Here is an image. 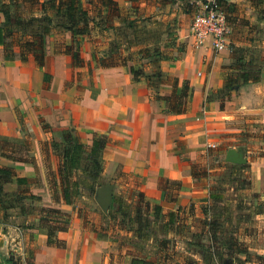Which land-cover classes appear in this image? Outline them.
Segmentation results:
<instances>
[{
    "label": "crops",
    "instance_id": "1",
    "mask_svg": "<svg viewBox=\"0 0 264 264\" xmlns=\"http://www.w3.org/2000/svg\"><path fill=\"white\" fill-rule=\"evenodd\" d=\"M115 1L126 11L138 6V14H151L150 20L159 21L165 10L169 12L177 4L161 6L153 0L152 6L150 0ZM198 1L195 0L196 6ZM227 1L237 5L249 25L239 28L235 24L221 49L213 47L210 37L195 47L190 27L184 26L178 37L184 42L180 55L156 63L165 74L178 78V93L183 81L188 82L187 104L181 113L166 112L165 101L155 96V91L168 96L170 86L155 89L143 78L133 79L129 70L132 62L126 66L96 65L91 58L96 39L106 38L107 33L106 40L115 39L112 30L96 29L83 37V63L77 67L69 55L53 51L54 43L71 42L69 32L56 31L48 37L46 60L41 67L32 57L22 62L17 52L5 56L0 47V138L19 145L13 152L0 151V165L13 168L16 177L27 180L26 185L15 179L3 185V191L10 195L5 198L7 207L0 212V264H129L133 256H146L154 264H165L157 262L155 240L163 236L189 240L195 230L192 219L203 217L200 207L210 201V190L216 187L210 186L211 173L194 177L191 167L208 151L206 156L212 163L222 164L207 170L218 174L227 164H233L224 160L227 148L237 146L244 149L246 167L242 170L248 174L249 185L241 188L235 182L221 184L219 189L232 192L234 198H222L228 208L220 219H227L230 211L236 218L249 215L264 235V2ZM141 61L148 60H138ZM151 71L148 68L145 73ZM242 72L250 80L231 90L221 108L222 93L218 91L224 87L226 77ZM42 123L48 124L49 130L42 129ZM69 128H74L85 143L91 142L94 133L108 137L102 174L111 173L117 166L136 175L144 198L163 207L164 227L156 225L152 236L142 242L133 231L124 235L117 226L115 231L108 228L102 234L85 219L80 205L82 193L73 204L52 198L48 173L56 171L58 157L50 147V138L52 131ZM23 131L32 140V160L20 146L24 142ZM172 186L175 189L170 190ZM18 193L38 198L16 202ZM239 195L244 196V204L235 198ZM41 206L59 209L66 215L65 219L50 218L59 227L68 219L66 229L55 230L58 244L47 243V228L39 224L36 210ZM170 211L177 212L179 220L167 229ZM115 232L123 234L122 239L112 234ZM184 233L190 235L186 237ZM182 248L179 252H186ZM12 254L15 261L10 259ZM197 259V264H201Z\"/></svg>",
    "mask_w": 264,
    "mask_h": 264
},
{
    "label": "trees",
    "instance_id": "2",
    "mask_svg": "<svg viewBox=\"0 0 264 264\" xmlns=\"http://www.w3.org/2000/svg\"><path fill=\"white\" fill-rule=\"evenodd\" d=\"M129 1L138 2L141 0ZM175 2L176 0H157V3L161 6ZM218 3L225 14V22L230 28L235 29V24L239 23L249 25L245 19L238 21L239 23L236 22L238 20V7L235 3L227 0H218ZM189 4L193 3L183 2L184 12L187 11ZM138 10V6H132L130 10L126 11L115 0H86L85 2L83 0H0V14L2 16L0 22V47H2L5 56H14L17 52L22 62L32 57L34 62L41 67L44 66L46 60L48 37L56 31L69 32L71 42H56L53 44V51L69 55L73 66L77 67L83 63V59L80 56V45L83 37L90 35L96 29L102 32L112 30L116 38L108 41L110 42V47L102 53L101 57L96 55L95 46L92 49L91 58L97 66H126L129 61L142 59H154V62L156 61L155 63H157L159 60L166 59L167 57L162 51L152 50L150 45L138 47L133 51L130 50L127 54L120 51V45L124 42V40L120 41V32L124 27L129 29L133 27L135 20L140 18ZM250 28L254 29L251 26ZM105 36L108 38V33ZM154 67L155 71L152 70L151 73H145L143 67H136L135 64L130 65L129 70L135 81L140 80L142 77L151 88L156 89L161 85H169L172 88L171 93L168 96H162L157 93L156 98L165 101L166 112H183L187 104L188 82L183 81L178 93V78L165 74L157 64ZM89 70H91L90 67ZM248 80L250 78L247 77L245 72L236 76L233 73L228 75L224 87L218 91V93H222L219 99L220 107H223V102L225 98L229 97L231 90L236 89L237 86ZM42 129L49 130V125L42 123ZM107 142L108 137L104 134L94 133L91 142L85 143L74 128L52 131L50 147L58 157V164L56 171H50L48 177L50 193L55 201L62 199L66 204H73L81 194L83 186L95 189L102 184L101 175L105 163L103 153ZM226 167L228 172L230 170L235 172L244 169L246 166L227 164ZM205 174L206 172L197 174L192 167V175L194 177ZM232 174L227 173V181L221 180L220 185L210 190V200L217 202L223 198L222 190H220L221 184L237 183L239 181ZM13 179L18 184L26 185L27 183L25 178L16 177L13 168L0 165V212L7 207L5 198L10 195L3 191V185ZM167 183L175 184L173 181H167ZM246 184L249 185V182H246ZM24 190L26 189L24 188ZM24 198L36 199L38 197L33 194L23 195L18 193L15 200L16 202H21ZM203 208H205V205ZM36 210L40 215L39 224L47 228V243L56 244V239H54L55 230L66 229L68 219L66 218L61 227L51 223L49 220L52 218V214L66 215L62 214L59 209L51 207L41 206L36 207ZM221 213L214 211V213L208 215L206 210L202 209L203 217L199 218L202 227L194 231L190 239L185 241L186 252L170 249L173 239L164 236L158 237L155 240L157 262L165 264H197L198 256L206 264H214V257L216 256L223 261L225 259L233 260L234 256L238 254L249 255L247 247L238 239L234 231H230L226 237L218 235L217 230L221 228L220 225L225 220L220 219ZM101 214L106 220L112 222L109 228L115 231L114 227L117 226L118 230H131L134 232L136 239L141 242L152 236V230L156 228V222L163 219L164 216L162 207L157 203L151 204L149 200L144 198L140 190H138V198L131 204L128 203L126 205L121 197L113 195L108 213L102 212ZM167 217L166 224L168 226L166 228L171 229L174 223L179 220V217L175 211L168 212ZM246 218L250 219V216L244 214L237 216V220ZM164 226V222L161 223V226L157 225L158 228ZM119 234V232L113 233L116 236ZM203 237H206L207 242L203 241ZM139 241L137 242L140 243ZM217 244L224 248L225 253L220 254L217 252ZM154 263L155 261L146 256H133L129 261V264ZM238 264L246 263L242 261Z\"/></svg>",
    "mask_w": 264,
    "mask_h": 264
},
{
    "label": "rangeland",
    "instance_id": "3",
    "mask_svg": "<svg viewBox=\"0 0 264 264\" xmlns=\"http://www.w3.org/2000/svg\"><path fill=\"white\" fill-rule=\"evenodd\" d=\"M150 1H151L150 4L153 6V0ZM176 2L177 4L173 5V7H171L169 12L165 10L162 13L164 15V18H160L161 19L160 21L157 19L150 20L149 18L152 17L151 14L150 15L139 14L138 16L140 18L138 20H135V23L132 28L130 29L126 27L122 28L120 32V41L124 40V42L123 44L120 45L121 46L120 51L124 54H127L130 50L133 51L136 50L138 47L148 46V44L152 43L150 45L152 50L162 51L168 59H173L174 57H178L180 55V52L184 48V42L178 41V37L180 36L179 30H181V28L184 26H188V29L189 27L191 28L194 15L197 11V6H196V2L194 3V0H189V1L176 0ZM183 2L193 3V4H189V6L187 7V11L186 12L183 11L184 13L181 12L179 9L181 3ZM172 9H173V13L171 14L170 12L172 11ZM237 19H238L236 20L237 23H239L240 20L244 19L242 18L239 12H237ZM238 25H239L238 27L240 28L244 24L239 23ZM190 34H191V29H190ZM104 38L105 37L96 39V44H94L96 55L98 57H101L102 53H104V51H106L110 47L109 45L110 42H108L106 38L104 40ZM147 60L148 61H143V62L142 61L138 62V60L129 61V62L135 64L136 67H143L144 71H146L148 68H151V70L155 71L154 65H156L155 63L156 61L154 62V59H150V60L147 59ZM127 65H129V63H127ZM48 79L49 78L46 77V80ZM155 92L158 93V91ZM157 93H155V96ZM23 134H24V138H23L24 142H22L20 146L23 148V150L28 151L26 153L27 157L29 156L28 159H31L33 158L31 154V150L33 148L32 140L30 135L27 134L25 131H23ZM16 148L18 149L19 145L17 146L15 142H11L5 140L4 138H0V151L6 150L13 152ZM209 148L213 149V147L211 146H209ZM206 152H204L205 154H202L203 156L202 160L194 164L192 167L193 169H195L197 174H202L203 172L212 174V176H210L213 177L210 186L217 187L218 185H220L221 180L227 181L226 179L227 173H231V174L234 173L232 175H235L234 177L238 178L239 181L236 183L237 187L243 188L246 186V182H248V174L246 173V170H239L235 172H233V170H230V172H228V169L226 167L224 170L218 172V174H216L217 173L216 171L214 172L208 171L207 169L211 168L213 165L217 164L218 166H220L222 162L212 163V159L206 156L207 155ZM101 182H102L101 185L112 183L114 185V191L116 196L121 197L125 205L128 203L131 204L133 201H135L138 198L137 186H138L139 178L136 175L123 172L117 166L113 168L111 173H106L105 175L102 174ZM95 189H91L86 186H83L81 188V193L85 198L80 197L81 200L80 199L79 200L86 221L92 223V226L98 228V230L103 234V230L109 228L112 222H109V220H106L102 216L101 214L102 210L100 209V207L98 206L97 202L94 199ZM172 189H175L174 186L170 188V190ZM172 193L174 194V192ZM242 193L243 191L240 194ZM222 194L224 199L234 198L232 192L230 191L227 192L223 191ZM235 198H237V200L240 201L241 203L243 204L245 203L244 196L239 195ZM150 203L152 204L153 202L150 201ZM204 205L205 208H203ZM204 205L200 207L201 213L203 209L206 210L208 215L214 213V211L216 213L224 212V209L228 208L226 204H224L223 199H220L217 202H213L212 200H210L208 203ZM51 216L57 218L59 217L61 219L64 218L63 216H59L55 214H52ZM192 220L193 222L191 223L195 225L194 231H197L202 227L201 223L199 222V218ZM60 222L63 223V221ZM161 223H163L162 219L158 220L156 222V225L161 226ZM190 224L188 226H190ZM220 227L221 228L217 230L218 235H221L222 237H226L230 231H234L235 235L238 236V239L245 244L249 253V255L246 254H238L237 256L235 255L234 259L232 260V264H238L241 263L242 261L243 262L245 261L246 264H264V252L262 253L260 252L262 249L264 250V235L260 230L259 226H257V221L250 220L247 218L242 220L241 219L237 220V218L234 215V212L232 213L230 211L228 214V218L227 219L225 218V220L220 225ZM123 232L124 235H128L127 233L130 232V230L128 231L126 229H123L122 233ZM186 233H188V231H186ZM121 235L124 236L123 234ZM121 235L119 234L117 237L121 238L122 237ZM183 235L188 237L190 234L184 233ZM245 235L250 236V238H246ZM203 241L207 242L206 237H203ZM217 246H218L217 247L218 253L220 254L225 253L224 248L220 244H217ZM182 247L184 249L186 248L185 240L180 241V239L177 238V239H173V244L170 249L174 251H180ZM257 247L258 249L260 248L259 251L254 250V248ZM219 259L221 258H219L218 256L214 257V264H220L222 260ZM199 263L206 264L201 259H199Z\"/></svg>",
    "mask_w": 264,
    "mask_h": 264
},
{
    "label": "built area",
    "instance_id": "4",
    "mask_svg": "<svg viewBox=\"0 0 264 264\" xmlns=\"http://www.w3.org/2000/svg\"><path fill=\"white\" fill-rule=\"evenodd\" d=\"M198 2L190 28L193 45L199 47L207 37H210L213 47L221 49L231 32V28L225 22V14L218 0H199ZM210 146L213 147L214 144Z\"/></svg>",
    "mask_w": 264,
    "mask_h": 264
},
{
    "label": "water",
    "instance_id": "5",
    "mask_svg": "<svg viewBox=\"0 0 264 264\" xmlns=\"http://www.w3.org/2000/svg\"><path fill=\"white\" fill-rule=\"evenodd\" d=\"M224 160L229 163L243 165L246 163V158L244 156V149L242 146L237 147H228L225 152ZM114 185L112 183H107L101 186H98L95 189L94 199L97 202L98 206L103 213H108V209L111 205L113 198ZM10 259L14 260V255H10ZM221 264H232V260L225 259Z\"/></svg>",
    "mask_w": 264,
    "mask_h": 264
}]
</instances>
